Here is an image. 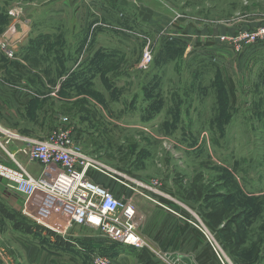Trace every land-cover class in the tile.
I'll return each instance as SVG.
<instances>
[{"label":"rangeland","instance_id":"374dc122","mask_svg":"<svg viewBox=\"0 0 264 264\" xmlns=\"http://www.w3.org/2000/svg\"><path fill=\"white\" fill-rule=\"evenodd\" d=\"M51 1L0 0V41L8 34L22 37L13 11L28 18L29 9L36 14ZM157 3L159 16L139 30L125 26L120 17L110 25L101 23L93 8L85 22L39 14L14 58L0 48L2 86L31 87L44 95L28 100L11 120L19 132L39 130L33 127L38 121L34 115H47L44 137L70 128L98 164L99 170L91 171L126 183L160 180L162 192L174 200L162 205L188 209L189 220L200 218L227 259L264 264L258 257L264 254V42L239 46L228 40L263 23L264 0ZM80 31L85 33L81 39L76 36ZM146 50L153 60L145 69ZM56 64L62 67L55 69ZM10 95L1 96L6 104L13 102ZM9 147L0 141L2 159L11 161ZM14 169L19 170L17 165ZM136 186V197L146 200L141 195L146 191ZM39 192L42 197L21 195V208L73 209L67 201ZM200 193L213 194L212 204L228 210L235 241H242L235 257L228 252L234 246L225 250L222 226L214 232L198 214V209H209L196 201Z\"/></svg>","mask_w":264,"mask_h":264},{"label":"crops","instance_id":"0c3cea01","mask_svg":"<svg viewBox=\"0 0 264 264\" xmlns=\"http://www.w3.org/2000/svg\"><path fill=\"white\" fill-rule=\"evenodd\" d=\"M51 2V5L48 7L45 6L41 10L39 8L36 14L34 13V9H29L28 18L31 20V23L32 20L36 21L37 19L40 20L41 17L46 18L52 16L59 17V19L65 22H85L86 20H90L88 14L93 8L92 12L96 13L95 16L100 18L99 21L101 23L104 22V24L107 23L110 25L112 21H116L120 17V20L122 19L125 26L139 30L143 27L145 21L153 22V19L156 20L159 16L158 12H160L157 9V2L159 0H90L89 4L85 0H53ZM39 14L44 15L38 17ZM31 23L28 28L24 29L23 38L30 33ZM76 36L81 39L85 36V33L80 31L76 33ZM66 48L64 46L63 53H66ZM100 48L104 47L101 46ZM61 67L62 65L60 64L54 65L55 69ZM2 85L3 83L0 82V118L3 122H0V125L5 128L8 127L7 129L9 127L10 129L13 128L12 130L30 139H45L46 137L40 135L46 134L47 115L43 113L37 116L34 115L38 121L33 127H39V130L31 128L19 132L20 130L16 128L15 122L11 120L18 115L17 112L28 100H31L36 94L44 96L43 93L31 87V91H25L20 87H14L13 90H6ZM16 86H22V84L16 83ZM6 94L10 95L8 96L10 101L13 100L10 104H6L5 99H2ZM34 100L36 101V99ZM9 146L10 155L31 176L38 178L42 175V166L38 163H29L27 156L22 152L25 147L23 143L11 142ZM0 161V164L15 168L12 159L11 161L2 159L0 155ZM137 179L140 180V178ZM113 180L123 186L119 193V199H132L135 205H137L138 216L142 219V226L139 233L142 237L150 241L155 248L171 255L174 259H178L181 264H223L216 254L213 253L214 251L209 247L207 238L199 229L161 206L162 200L168 202L170 200L174 201L172 197L168 196L169 194L165 193L166 197L156 196L159 198H155L154 196L155 200L161 202L158 201L161 204L159 205L149 199L145 200L136 197L132 189L128 187V183L118 179ZM162 185V190L164 191L163 182ZM112 192L117 196V191L113 190ZM34 196L35 198L36 196L42 197L43 193L36 192ZM20 197V194L9 188L7 181L0 178V200L5 201L11 208V211L20 213L26 220L45 228L55 235H51L48 232L29 235L17 231L14 223L7 220L0 213V264H93L92 257L95 254L108 257L114 264H145V261L140 258L141 249L134 250V248L121 242L104 237L98 231L94 233L92 229L90 231L86 230V227L78 225L69 227L68 223L73 209H31V207L22 209L19 201ZM174 211H177L184 217L188 213V209H174ZM56 230H67V232L66 234H60L54 232ZM113 242L118 243L119 246H114ZM236 261V264H251L246 261H239L238 258Z\"/></svg>","mask_w":264,"mask_h":264},{"label":"built area","instance_id":"2783aa9c","mask_svg":"<svg viewBox=\"0 0 264 264\" xmlns=\"http://www.w3.org/2000/svg\"><path fill=\"white\" fill-rule=\"evenodd\" d=\"M85 2L89 4L90 0H85ZM13 15L19 22L18 31L22 37L14 39L12 34H8L0 41L1 51L9 58H14L18 44L24 37V29L28 28L31 23L29 18L21 16V12L13 11ZM228 40L238 43L239 46L243 42L249 44L264 42V20L256 30L230 37ZM152 60V53L146 50L142 66L145 69L148 68ZM64 121L68 122V119ZM1 140L2 146H8L11 142L23 143L25 147L22 152L27 156L29 163H38L43 170L42 175L35 178L19 165L13 156L9 155L19 170L0 164V177L8 180L10 189L25 197L34 196L36 192L42 191L65 200L69 203L68 206L71 205L73 208L69 227L74 225L89 227L113 241L135 249L151 250L164 264H181L178 259L155 248L150 241L140 235L142 219L138 216L137 207L132 199H118L109 189L89 179L87 172L91 169L99 170L98 164L75 141L70 128L56 130L43 140H35L0 125ZM131 182L136 184H131ZM131 182L128 183V187L134 193H137L136 185H138L147 194L141 193V195L155 203L157 202L148 193L154 196H165L162 192V182L158 179L146 182L131 180ZM161 206L199 229L207 238L219 260L223 264H232L219 244L211 238L207 226L200 218L194 215V220H189L177 211L164 205ZM54 232L66 234L67 230ZM92 261L93 264H113L111 259L99 254L93 255Z\"/></svg>","mask_w":264,"mask_h":264},{"label":"trees","instance_id":"16d2710c","mask_svg":"<svg viewBox=\"0 0 264 264\" xmlns=\"http://www.w3.org/2000/svg\"><path fill=\"white\" fill-rule=\"evenodd\" d=\"M257 26V25H256ZM229 91L231 96H234V84L229 80ZM7 121V119H5ZM87 176L96 184L100 185V186H106L107 188H109V190L112 192L117 191V196L116 194L113 195L119 199V193L120 190L122 189V185L113 180L112 178L108 177L107 175L103 174V173H99L96 171H91L89 170L87 172ZM121 180V179H120ZM122 181V180H121ZM105 187V188H106ZM128 196H130L128 194ZM196 195H193V197ZM216 200V197L213 194H209L208 197H203V194L200 193L196 196V201L197 202H204L207 204L209 209H206L205 212H201V210H205V209H198L199 213L202 217V219L207 223V225L209 226V228L214 231L217 232L218 229L221 227V231L220 233L222 234V236L224 237V241H226V248L229 250V246H234L233 251H228L230 253V255L233 257H235L238 252H239V248L242 245V241L240 239H237V241H235V234L232 230V227L234 225L233 221L231 219H229L227 217L228 215V210L225 209L224 207L220 206L218 207L216 204H212L213 201ZM162 202H168L165 200H162ZM209 202V203H208ZM0 213L9 221L13 222L15 225V228L17 231L23 232L25 234H35V233H43V232H48L51 235H55L52 232H49L48 230H46L45 228L33 224L30 221L26 220L23 215H21L20 213L11 211L8 207H6V205L4 204V202L2 200H0ZM186 218H190L189 213H186ZM114 246H119L118 243H114ZM210 247V245H209ZM211 248V247H210ZM134 250H137L134 248ZM212 250V249H211ZM213 251V250H212ZM215 253V252H213ZM259 257V261H264V254L261 255V257L258 255ZM140 258L141 260L145 261V264H160V262L158 260L153 259L149 253L147 252V250H140ZM251 264H257V262H250Z\"/></svg>","mask_w":264,"mask_h":264}]
</instances>
